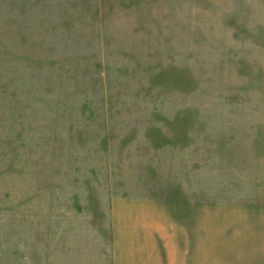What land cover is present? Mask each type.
Masks as SVG:
<instances>
[{
  "label": "rangeland",
  "instance_id": "374dc122",
  "mask_svg": "<svg viewBox=\"0 0 264 264\" xmlns=\"http://www.w3.org/2000/svg\"><path fill=\"white\" fill-rule=\"evenodd\" d=\"M0 264H264V0H0Z\"/></svg>",
  "mask_w": 264,
  "mask_h": 264
},
{
  "label": "crops",
  "instance_id": "0c3cea01",
  "mask_svg": "<svg viewBox=\"0 0 264 264\" xmlns=\"http://www.w3.org/2000/svg\"><path fill=\"white\" fill-rule=\"evenodd\" d=\"M179 241H180V240H178L177 243H179ZM191 247H192V246H191ZM191 247H190V251H191V252H194V248L196 249V247L193 246V251L191 250ZM183 253H184V256H187V254H188V252H183ZM189 257H190V256H189ZM227 259H228V258H226V260H227Z\"/></svg>",
  "mask_w": 264,
  "mask_h": 264
}]
</instances>
